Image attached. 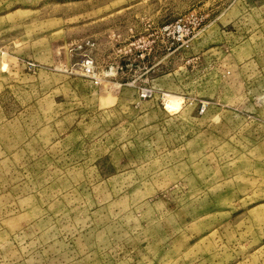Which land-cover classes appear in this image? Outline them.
<instances>
[{
    "label": "rangeland",
    "instance_id": "1",
    "mask_svg": "<svg viewBox=\"0 0 264 264\" xmlns=\"http://www.w3.org/2000/svg\"><path fill=\"white\" fill-rule=\"evenodd\" d=\"M0 264H264V0H0Z\"/></svg>",
    "mask_w": 264,
    "mask_h": 264
},
{
    "label": "built area",
    "instance_id": "2",
    "mask_svg": "<svg viewBox=\"0 0 264 264\" xmlns=\"http://www.w3.org/2000/svg\"><path fill=\"white\" fill-rule=\"evenodd\" d=\"M191 22L190 18L186 19L185 17H181L180 19H178L175 23V28L178 32H182V31H186L187 28V24ZM196 25V24H194ZM190 30V28H188Z\"/></svg>",
    "mask_w": 264,
    "mask_h": 264
},
{
    "label": "bare ground",
    "instance_id": "3",
    "mask_svg": "<svg viewBox=\"0 0 264 264\" xmlns=\"http://www.w3.org/2000/svg\"><path fill=\"white\" fill-rule=\"evenodd\" d=\"M172 107V106H171Z\"/></svg>",
    "mask_w": 264,
    "mask_h": 264
}]
</instances>
